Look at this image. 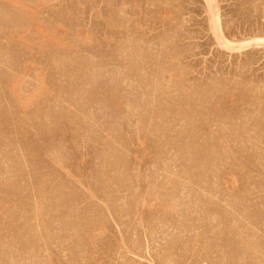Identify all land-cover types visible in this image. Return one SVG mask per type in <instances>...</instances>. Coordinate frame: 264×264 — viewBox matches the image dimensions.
<instances>
[{
    "label": "rangeland",
    "instance_id": "rangeland-1",
    "mask_svg": "<svg viewBox=\"0 0 264 264\" xmlns=\"http://www.w3.org/2000/svg\"><path fill=\"white\" fill-rule=\"evenodd\" d=\"M259 39L264 0H0V264H264Z\"/></svg>",
    "mask_w": 264,
    "mask_h": 264
},
{
    "label": "bare ground",
    "instance_id": "bare-ground-1",
    "mask_svg": "<svg viewBox=\"0 0 264 264\" xmlns=\"http://www.w3.org/2000/svg\"><path fill=\"white\" fill-rule=\"evenodd\" d=\"M260 40H261V39H259V42L257 41V43H261L262 41H264V40H261V41H260ZM253 42H254V41H253ZM246 45H247V44H246ZM246 45H245V46H246ZM243 46H244V45H243ZM245 46H244V47H245ZM238 48H239V47H238Z\"/></svg>",
    "mask_w": 264,
    "mask_h": 264
}]
</instances>
